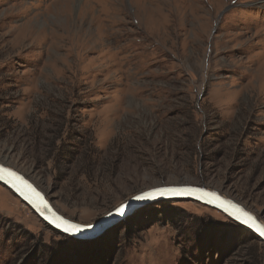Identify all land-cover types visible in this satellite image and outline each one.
Wrapping results in <instances>:
<instances>
[{"label":"rangeland","instance_id":"1","mask_svg":"<svg viewBox=\"0 0 264 264\" xmlns=\"http://www.w3.org/2000/svg\"><path fill=\"white\" fill-rule=\"evenodd\" d=\"M0 159L82 224L183 183L264 222V0H0ZM252 234L180 199L75 239L0 185V264H264Z\"/></svg>","mask_w":264,"mask_h":264},{"label":"water","instance_id":"2","mask_svg":"<svg viewBox=\"0 0 264 264\" xmlns=\"http://www.w3.org/2000/svg\"><path fill=\"white\" fill-rule=\"evenodd\" d=\"M0 167L11 169L17 175L23 177V179L25 181H27L28 184H31L32 187L35 188L36 191L40 193V197H42V201L37 199L33 193H31L27 188H25L22 185H20L19 182H17V181H9L7 178L0 179V185L1 186H4L6 189L11 191L13 194H15L25 205L30 207L31 211L34 212L47 225H49L53 229H55V230H57V231H59V232H61L63 234L71 236V237H73L75 239H87V238L93 237V236L97 235L99 232H103V231L107 230L108 228H110L111 226L116 224L117 222H120L121 220H124L125 218L131 216L136 210H138V209H140V208H142V207H144L146 205H149V204H152V203H155V202H158V201H164V200H180L181 199V200L195 201V202L201 203V204H203L205 206H208L210 208H213V209L223 213L227 217H229L228 214L226 212H224L222 208L216 206L217 204H219V201H214L213 203H209L208 200L210 198L209 197H203L202 193L199 192V191H196V189H203L204 191H207V192H214L218 196H220V198L222 200H225V201L230 200L234 204H236V205L244 208L245 210L249 211L243 204L235 201L231 197H228V196L225 197L224 195H222L219 191H217L215 189L206 188L205 186H200V185L173 184V185H162V186H159V187L151 188V189L142 191V192L138 193L137 195H135V196H139L142 193L150 192L154 196L153 199L136 200V199H134L135 196H133L129 200L125 201V203H123L124 205H127V212H126L125 216H119V215L115 214L116 209L118 207H120V206H118L115 210H113L108 215H106L104 217H101L97 222H95L93 224H82V223L74 222L73 219H71L69 217H66L61 212H59V210H57L51 204L49 199L43 193H41L32 184V182H30V180H28L20 171H18L15 168H11L9 166L3 165L2 162H0ZM14 184L16 185L15 187L13 186ZM18 188L20 190H18ZM156 189H178L180 191L175 192V193L174 192H166L165 194L161 195L160 193L155 191ZM33 201H35V203H33ZM43 202H46L48 204V208L50 210H45L42 207V203ZM249 212L252 213L251 211H249ZM53 213H56L57 215L62 216V217H64L67 220H70L74 224L91 225L92 227L91 228H85L84 230H82L76 236H72V235L66 234L63 231H61V229L55 227V225L50 222L53 219V215H52ZM253 215L256 216L255 214H253ZM229 218H231V217H229ZM232 220H234V219H232ZM258 222L261 223V224H264V222L262 220H260L259 218H258ZM240 225L243 226L246 230H248L251 233L255 234L260 239V241L264 243V236H261L258 232H256L255 230H253L251 228H248V227H246V226H244L242 224H240ZM95 232H97V233L94 234Z\"/></svg>","mask_w":264,"mask_h":264},{"label":"snow or ice","instance_id":"3","mask_svg":"<svg viewBox=\"0 0 264 264\" xmlns=\"http://www.w3.org/2000/svg\"><path fill=\"white\" fill-rule=\"evenodd\" d=\"M7 178L9 181H17L20 185L27 188L31 193L35 195V197L42 201V197H40V193L36 191L35 188L32 187L31 184H28L27 181L23 179V177L17 175L14 171L8 168L0 167V179ZM16 186L15 184L13 185ZM18 190H20L18 188ZM156 192L160 193L161 195L165 194L166 192H178L180 190L178 189H156ZM196 191H199L202 193L203 197H209L208 200L209 203H213L214 201H219V204H217V207H220L223 209L224 212L228 214L229 217L234 219L236 222L251 228L258 232L261 236H264V224H261L258 222V218L254 216L249 211L245 210L244 208L234 204L232 201L228 200H222L220 196H218L214 192H207L203 189H196ZM154 196L150 192L142 193L139 196H135L134 199L136 200H147V199H153ZM35 203V201H33ZM42 207L45 210H50L48 208V204L46 202L42 203ZM127 212V205L121 204L120 207H118L115 211L116 215L119 216H125ZM53 219L50 221L55 225V227L61 229L66 234L76 236L78 235L82 230L85 228H91V225H80V224H74L70 220L65 219L62 216L57 215L56 213H53Z\"/></svg>","mask_w":264,"mask_h":264},{"label":"bare ground","instance_id":"4","mask_svg":"<svg viewBox=\"0 0 264 264\" xmlns=\"http://www.w3.org/2000/svg\"><path fill=\"white\" fill-rule=\"evenodd\" d=\"M7 161V160H6ZM0 162H2L3 165L9 166V164L7 162H5V159H0ZM11 167V166H9ZM12 168V167H11ZM26 177V176H25ZM27 178V177H26ZM31 182V181H30ZM32 184L37 188V186L32 182ZM184 184V183H183ZM185 184H190V183H185ZM193 185V184H190ZM159 187V186H157ZM155 188V187H154ZM38 189V188H37ZM151 189V188H150ZM39 190V189H38ZM148 190V189H147ZM40 191V190H39ZM41 192V191H40ZM43 193V192H41ZM44 194V193H43ZM45 195V194H44ZM46 196V195H45ZM225 196V195H224ZM226 197V196H225ZM51 202V201H50ZM254 214V213H253ZM75 222V221H74ZM97 232H95L94 234H96ZM100 234H102V232H99L97 235H95L94 237L97 238Z\"/></svg>","mask_w":264,"mask_h":264},{"label":"trees","instance_id":"5","mask_svg":"<svg viewBox=\"0 0 264 264\" xmlns=\"http://www.w3.org/2000/svg\"><path fill=\"white\" fill-rule=\"evenodd\" d=\"M226 216V215H225ZM229 218V217H228ZM42 220V219H41ZM43 221V220H42ZM232 221H234V220H232ZM44 222V221H43ZM235 222V221H234ZM235 223H237V222H235ZM238 225H240L239 223H237ZM241 226V225H240ZM57 231V230H56ZM58 232V231H57ZM60 233V232H59ZM250 234V233H249ZM252 234V233H251ZM253 235V234H252ZM256 236V235H255ZM258 238V237H257Z\"/></svg>","mask_w":264,"mask_h":264}]
</instances>
